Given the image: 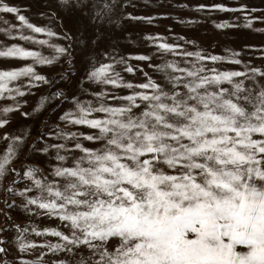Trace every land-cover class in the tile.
I'll return each instance as SVG.
<instances>
[{"label": "rangeland", "instance_id": "rangeland-1", "mask_svg": "<svg viewBox=\"0 0 264 264\" xmlns=\"http://www.w3.org/2000/svg\"><path fill=\"white\" fill-rule=\"evenodd\" d=\"M0 264H264V0H0Z\"/></svg>", "mask_w": 264, "mask_h": 264}]
</instances>
